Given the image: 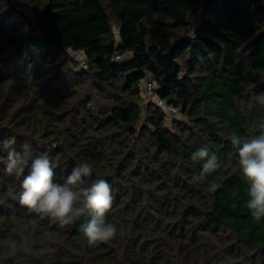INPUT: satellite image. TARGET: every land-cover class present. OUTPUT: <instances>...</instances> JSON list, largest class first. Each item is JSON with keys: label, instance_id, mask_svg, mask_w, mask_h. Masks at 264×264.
<instances>
[{"label": "trees", "instance_id": "trees-1", "mask_svg": "<svg viewBox=\"0 0 264 264\" xmlns=\"http://www.w3.org/2000/svg\"><path fill=\"white\" fill-rule=\"evenodd\" d=\"M144 80L186 119L143 112ZM262 93L264 0H0V264H264L229 139L264 123ZM25 143V174L44 155L56 182L87 162L110 183L114 239L19 204ZM202 146L219 168L199 179Z\"/></svg>", "mask_w": 264, "mask_h": 264}, {"label": "clouds", "instance_id": "clouds-1", "mask_svg": "<svg viewBox=\"0 0 264 264\" xmlns=\"http://www.w3.org/2000/svg\"><path fill=\"white\" fill-rule=\"evenodd\" d=\"M252 99L264 104V93ZM229 139L237 150L238 164L248 184L246 207L251 216L259 221L264 217V123L253 124L247 135L234 132ZM22 148L23 152L14 149L9 151L6 163L8 174L23 177L18 195L22 207L55 219L60 228L89 215L91 218L81 225V231L90 247L106 243L117 236V226L106 220L114 200L112 187L102 178L89 182L88 178L93 172L89 163H80L64 178L63 183H59L55 180L52 162L44 155L32 159L25 174L31 145L25 143ZM191 159L205 161L199 179L219 168L217 156L215 153L210 154L207 146L194 151ZM219 187L213 182L209 190L214 192Z\"/></svg>", "mask_w": 264, "mask_h": 264}, {"label": "built area", "instance_id": "built-area-1", "mask_svg": "<svg viewBox=\"0 0 264 264\" xmlns=\"http://www.w3.org/2000/svg\"><path fill=\"white\" fill-rule=\"evenodd\" d=\"M120 58H121V55H119V54L115 56V59H117V60ZM81 63L85 64L86 60L82 59ZM143 85H144L145 89L147 90L146 91L144 89V91L146 93V97H148V100H149L148 102H153L156 107H158L160 110L168 113L169 115H175L176 113H178L177 108L174 105L168 103L166 99L161 98L157 95H150L149 92H151L154 88V85L151 81L144 80Z\"/></svg>", "mask_w": 264, "mask_h": 264}, {"label": "rangeland", "instance_id": "rangeland-1", "mask_svg": "<svg viewBox=\"0 0 264 264\" xmlns=\"http://www.w3.org/2000/svg\"><path fill=\"white\" fill-rule=\"evenodd\" d=\"M69 55L71 56V57H73L76 61H77V65H78V67H81V65H80V62H79V60H80V55H78V54H75V53H73V51H69ZM142 103H141V107H142V109H143V112L149 107V104L150 103H152V102H148L149 100H148V97H146V93L145 92H143L142 91ZM178 119V120H185L186 118L184 117V116H182L181 114H176V115H169L168 116V118H167V120L165 121V124H170L169 122L172 120V119Z\"/></svg>", "mask_w": 264, "mask_h": 264}]
</instances>
